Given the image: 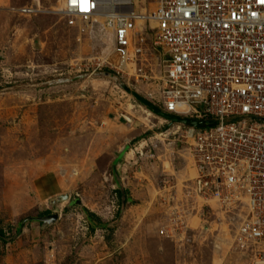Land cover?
<instances>
[{
	"label": "rangeland",
	"instance_id": "obj_1",
	"mask_svg": "<svg viewBox=\"0 0 264 264\" xmlns=\"http://www.w3.org/2000/svg\"><path fill=\"white\" fill-rule=\"evenodd\" d=\"M64 9L0 0V264H264L233 242L234 212L194 194L178 124L134 96L161 101L151 41L118 72L111 32Z\"/></svg>",
	"mask_w": 264,
	"mask_h": 264
},
{
	"label": "built area",
	"instance_id": "obj_2",
	"mask_svg": "<svg viewBox=\"0 0 264 264\" xmlns=\"http://www.w3.org/2000/svg\"><path fill=\"white\" fill-rule=\"evenodd\" d=\"M62 1L70 28L111 32L118 72L136 67L151 41L162 68L156 108L198 123L174 133L194 165V194L234 212L233 242L264 254V0H155L154 10L147 0Z\"/></svg>",
	"mask_w": 264,
	"mask_h": 264
},
{
	"label": "water",
	"instance_id": "obj_3",
	"mask_svg": "<svg viewBox=\"0 0 264 264\" xmlns=\"http://www.w3.org/2000/svg\"><path fill=\"white\" fill-rule=\"evenodd\" d=\"M121 85V84H120ZM125 91H127L128 93L131 94V91L130 89H128L127 87L121 85ZM140 102L142 105H144L145 107H147L150 111H152L155 115L163 118L164 120L166 121H170L171 123L173 124H182V125H187V124H192L194 126H197L198 123L196 122H191L187 119H181V118H177V117H174V116H170V115H167L165 113H163L162 111H160L159 109H157L155 106L151 105L149 102L143 100L141 97H139L138 95H134ZM67 199V198H65ZM77 204H81L80 201L77 202ZM58 216L55 215L54 217H46V218H43L42 220L45 221V222H51V221H55L57 220Z\"/></svg>",
	"mask_w": 264,
	"mask_h": 264
},
{
	"label": "trees",
	"instance_id": "obj_4",
	"mask_svg": "<svg viewBox=\"0 0 264 264\" xmlns=\"http://www.w3.org/2000/svg\"><path fill=\"white\" fill-rule=\"evenodd\" d=\"M206 124V123H205ZM202 126H204V123H203V125ZM206 126V125H205ZM204 126V127H205ZM87 212V211H86ZM87 217H88V219H91V220H94V216L93 215H91L92 213H90V212H87ZM92 222V221H91ZM0 240L1 241H4L5 240V234L2 232V231H0Z\"/></svg>",
	"mask_w": 264,
	"mask_h": 264
},
{
	"label": "snow or ice",
	"instance_id": "obj_5",
	"mask_svg": "<svg viewBox=\"0 0 264 264\" xmlns=\"http://www.w3.org/2000/svg\"><path fill=\"white\" fill-rule=\"evenodd\" d=\"M81 7H83V5H81Z\"/></svg>",
	"mask_w": 264,
	"mask_h": 264
}]
</instances>
